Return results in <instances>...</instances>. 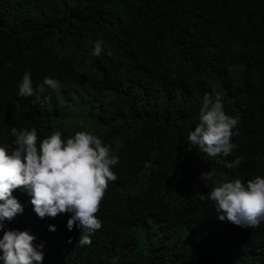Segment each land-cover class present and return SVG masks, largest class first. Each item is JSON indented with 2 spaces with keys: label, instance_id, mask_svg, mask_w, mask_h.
Masks as SVG:
<instances>
[{
  "label": "trees",
  "instance_id": "1",
  "mask_svg": "<svg viewBox=\"0 0 264 264\" xmlns=\"http://www.w3.org/2000/svg\"><path fill=\"white\" fill-rule=\"evenodd\" d=\"M25 71L34 87L54 76L60 88L20 96ZM213 90L237 120L228 156L186 142ZM12 126L35 127L37 144L90 130L118 156L84 246L70 213L41 218L13 190L23 211L0 236L28 230L42 264H264V222L220 221L207 197L219 182L264 176V0H0V143Z\"/></svg>",
  "mask_w": 264,
  "mask_h": 264
},
{
  "label": "clouds",
  "instance_id": "2",
  "mask_svg": "<svg viewBox=\"0 0 264 264\" xmlns=\"http://www.w3.org/2000/svg\"><path fill=\"white\" fill-rule=\"evenodd\" d=\"M102 44L100 39L93 41L90 54L100 56ZM104 52L110 55L106 48ZM60 85L54 76H45L34 87L30 73L25 71L17 82V94L33 96L44 92L45 86L57 90ZM236 124V118L224 110L221 92H206L198 110V122L187 133V146L208 156H228L236 146L230 140ZM10 134L14 137L11 144L0 143V228L6 218L10 220L23 211L22 204L12 195L14 189L22 187L37 216L70 213L66 227L71 230L75 225L81 230L77 244H89L92 233L101 227L95 213L108 182L116 179L112 166L118 163V156L90 130L63 137L60 130H52L38 144L35 127L12 126ZM242 159L237 155L226 160L225 167L234 168ZM149 166L150 162L145 161V169ZM212 175L211 170L200 173L205 181ZM207 197L214 201L215 215L220 221L241 227L264 222V176L256 175L243 182L239 178L219 182ZM204 198L200 194V199ZM48 229L54 231L55 226L49 224ZM34 239L28 230H4L0 236V264H42V245H34ZM110 259L111 264H118V257Z\"/></svg>",
  "mask_w": 264,
  "mask_h": 264
}]
</instances>
